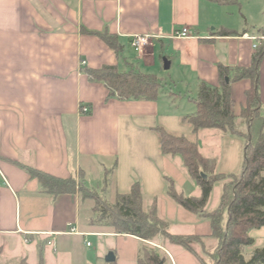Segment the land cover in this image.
<instances>
[{
  "label": "crops",
  "instance_id": "crops-1",
  "mask_svg": "<svg viewBox=\"0 0 264 264\" xmlns=\"http://www.w3.org/2000/svg\"><path fill=\"white\" fill-rule=\"evenodd\" d=\"M231 1L0 0V264H39L41 254L46 264H74V238L96 234L149 244L90 224L92 203L84 220L87 201L79 194L52 197L26 168L59 179L75 177L88 188L93 175L104 183L106 171L115 168L108 190L112 185L115 195L128 194L140 182L144 201L150 206L156 199L164 220L160 204L168 196L165 177L185 165L180 155H162L156 129L189 136L191 127L182 119L196 113L191 99L200 84L219 87L220 64L250 67L259 43L250 37H264V20L259 18L264 0ZM185 28L191 38H176ZM94 33L114 36L119 51ZM145 35L153 37L152 45L140 56L132 40ZM104 66L156 75L164 85L158 99L110 98L108 87L91 81L84 71ZM251 86L249 79L232 84L233 112L239 120ZM260 98L264 105V59ZM82 107L90 112L82 113ZM198 144L204 157L217 162L218 172L239 173L241 138L204 129ZM170 219L172 229L188 222ZM193 223L190 235H212L210 223ZM263 232L251 233L255 247L264 246V238L261 243L258 238ZM65 241L62 258L55 259L58 244ZM49 242L53 254L47 255ZM155 245L165 249L160 242Z\"/></svg>",
  "mask_w": 264,
  "mask_h": 264
},
{
  "label": "trees",
  "instance_id": "trees-1",
  "mask_svg": "<svg viewBox=\"0 0 264 264\" xmlns=\"http://www.w3.org/2000/svg\"><path fill=\"white\" fill-rule=\"evenodd\" d=\"M216 1L220 4L232 2ZM94 34L119 51L120 46L114 36L108 33ZM222 34L230 33L222 31ZM258 42L250 67L231 69L220 64V86L200 84L197 96L191 99L196 105V113L182 119L183 124L191 127L189 136L177 135L162 127L156 129L162 155H180L190 178L200 190L198 197H188L176 190L172 179L165 177L166 193L170 198L190 213L210 221L211 237L216 244L206 250L203 257L194 249V244L202 243L203 237L170 232L168 223L158 215L157 200L154 199L149 207L144 206L140 182L133 185L130 193H117L114 201L109 202L97 190L86 187L75 177L59 179L33 168H26L28 173L52 197L79 194L82 201H93L92 225L107 227L116 234L130 235L147 242H154L158 236H163L171 244L195 254L200 264H264V246L255 247L256 240L251 235L253 230L264 228V105L260 98L264 40L259 39ZM84 71L91 81L102 82L108 87L110 98L120 100L155 101L164 86L156 75L144 74L133 68L121 72L116 66H104L100 69L86 68ZM243 79L251 80L252 86L246 92L247 104L239 120L233 112L232 84ZM242 120L247 127L246 132L240 128ZM204 129H217L243 139L244 158L239 173L222 174L218 172L215 160L202 155L198 136ZM114 170L106 171L105 191L110 186ZM1 180L0 176V183ZM216 183H222L219 202L213 210L205 211ZM166 261V256L145 249L138 264H165ZM21 264L28 263L24 260ZM39 264H46L43 254L40 255Z\"/></svg>",
  "mask_w": 264,
  "mask_h": 264
},
{
  "label": "rangeland",
  "instance_id": "rangeland-1",
  "mask_svg": "<svg viewBox=\"0 0 264 264\" xmlns=\"http://www.w3.org/2000/svg\"><path fill=\"white\" fill-rule=\"evenodd\" d=\"M259 18H261V20H264V15L262 14L261 16L259 15ZM159 58L160 57L158 55V59ZM166 59H167V54H164L163 61H165ZM158 67L160 69L161 64ZM153 70H158V68L153 69ZM240 128L244 132L247 131V127L243 120L240 123ZM242 163H243V159H242ZM241 168H242V165H241ZM241 168H240V171H241ZM168 176L170 177V179L174 181L175 188L178 192H182L188 197H198L200 195V190L198 186L188 175V172L185 166L181 170H177L176 168L173 169L172 171L169 170ZM90 180L91 181L89 182V187H91V189L97 190L109 202L114 201L115 193L112 188V185H111V190L105 191L104 190L105 184L103 183L101 179H98L97 175H93ZM221 191H222V183H216L214 186L210 201L208 205L206 206L205 211H211L217 206L220 195H221ZM88 203H92V206H93L94 202L91 200H87L86 204L84 205L83 209L85 210H83L82 212L83 213L82 217L84 218V220L88 218V211H87ZM146 204L147 202L144 201V206L148 207L149 204L147 205ZM160 206H161V217L164 219L165 222L168 223V230L178 235L193 234L195 232L194 228L196 227V224L193 223L194 221H197V222L200 221L202 223L207 222L208 225L210 223L208 219H203L201 216L190 213L189 211H187L186 209L178 205L169 196H166L165 198L161 200ZM90 215L91 217H93V213H90ZM171 216L175 217V220L177 219L182 220L183 218L185 219L187 218L188 222H185L184 225H181L182 227H180L179 229L178 228L172 229L171 223H170ZM98 228L101 230L105 228L108 229L107 227H103V226L102 227L99 226ZM258 238H259V243H261L262 238H264V232L260 233ZM58 239L59 237L56 238V240ZM74 239L75 240L73 241H75V243L74 242L73 243H74L75 250L73 254L76 257L75 258L76 262L75 263L73 262L74 264H86V261L88 262V264H107L106 258L110 253H114L115 256L118 258L117 264H138L137 260L143 256L145 249L148 251H155L164 257L166 256L167 261L165 264H175V263L176 264H200L199 260L193 254H191L187 249L179 245L171 244L170 241L167 240L163 236H161L160 240L156 238L154 242H149V244L147 245H144L140 242H137L131 239H121V238L119 239V238H115L109 235H97V234L90 235L85 238L78 237ZM62 241H63V238H60V242ZM88 242L90 243L89 246H87ZM156 242H160L162 245L161 247L165 249H160L159 247H157L155 245ZM66 244H67L66 241L63 244L62 243L60 245L58 244L57 250L59 252V256L58 257L52 256V257L58 260L61 259L63 256L62 252H64ZM215 244H216V240L213 237L203 236V242L195 243L194 249L196 250L199 256L203 257L204 252L208 249H212L215 246ZM31 245L36 246L34 242ZM68 245L70 246L73 244L69 243ZM59 246H60V249H59ZM27 247H30V246L25 244L24 248H27ZM52 248L53 246L51 245L46 246L47 255H49V252L53 254L51 250ZM6 250L7 249L5 248L4 250L5 254H6ZM249 251H251V249ZM170 256H172L175 259L174 260L175 262H173L170 259Z\"/></svg>",
  "mask_w": 264,
  "mask_h": 264
},
{
  "label": "built area",
  "instance_id": "built-area-1",
  "mask_svg": "<svg viewBox=\"0 0 264 264\" xmlns=\"http://www.w3.org/2000/svg\"><path fill=\"white\" fill-rule=\"evenodd\" d=\"M176 38H191L190 34H189V30L187 28L183 29L180 32H177L175 35ZM152 36L149 35H145V36H136L133 38L132 40V46L135 48V50L139 53L140 56H144L145 55V51L147 49V47L152 45ZM250 39L254 40V41H258L259 39L256 37H250ZM261 39L264 40V37H262ZM257 44L254 45V48H257ZM82 113L87 114L90 112V109L88 107H82L81 109ZM73 233H75V230H72ZM26 242H28L26 240ZM49 245H52L51 242L48 243ZM90 244L88 243V246Z\"/></svg>",
  "mask_w": 264,
  "mask_h": 264
},
{
  "label": "water",
  "instance_id": "water-1",
  "mask_svg": "<svg viewBox=\"0 0 264 264\" xmlns=\"http://www.w3.org/2000/svg\"><path fill=\"white\" fill-rule=\"evenodd\" d=\"M169 67H170L169 61L165 60V68L168 69ZM115 261H116V257L114 253H110L106 258V262L109 264L114 263Z\"/></svg>",
  "mask_w": 264,
  "mask_h": 264
}]
</instances>
